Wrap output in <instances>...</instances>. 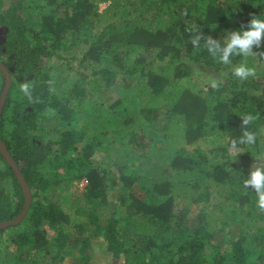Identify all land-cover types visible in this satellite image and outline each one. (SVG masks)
Wrapping results in <instances>:
<instances>
[{"label": "trees", "instance_id": "16d2710c", "mask_svg": "<svg viewBox=\"0 0 264 264\" xmlns=\"http://www.w3.org/2000/svg\"><path fill=\"white\" fill-rule=\"evenodd\" d=\"M252 15L264 0H0V142L30 191L0 230L1 264L61 263L67 247L90 264L99 235L110 264H264V209L243 184L264 157V56L225 65L191 43ZM242 62L255 77L233 75ZM24 205L0 153V223Z\"/></svg>", "mask_w": 264, "mask_h": 264}, {"label": "clouds", "instance_id": "9594fccd", "mask_svg": "<svg viewBox=\"0 0 264 264\" xmlns=\"http://www.w3.org/2000/svg\"><path fill=\"white\" fill-rule=\"evenodd\" d=\"M193 35L191 43L194 47H198L201 40L208 53L214 58L218 56V62L221 64H229L230 57L233 56H264V52L255 51L260 49L264 44V17L252 15L250 20L241 26L239 30H233L227 34V37L221 43L212 37H204L198 27L192 29ZM233 75L241 81L247 80L249 77L256 76V69L249 67L246 62H242L232 69ZM212 87L218 88L219 83L213 81ZM33 86L28 82L20 83L19 91L29 100L32 97ZM256 117L251 114H245L242 118V124L247 127L249 123ZM255 142V134L244 131L240 144H253ZM233 141V147L236 146ZM247 178L243 181L244 187L254 192L256 196L257 206L264 209V164L260 160L251 164Z\"/></svg>", "mask_w": 264, "mask_h": 264}, {"label": "rangeland", "instance_id": "374dc122", "mask_svg": "<svg viewBox=\"0 0 264 264\" xmlns=\"http://www.w3.org/2000/svg\"><path fill=\"white\" fill-rule=\"evenodd\" d=\"M106 5L107 4H99V10L102 11ZM2 33H3V29L0 28V36L2 35ZM195 75H196V79L194 80V82L199 81V84L202 83V80H207L210 78L209 75L204 71V69H202L200 67L196 68ZM183 83L187 87L191 88L192 90L194 89V86L192 85V84H194L193 82L190 83L188 81H184ZM116 90L119 93L121 92L120 88H116ZM131 94H132V92L130 91L128 93V95L131 96ZM205 144H206V141H204V143H203L201 140L199 146H201L203 148ZM257 159L260 160L261 164H264V157H260ZM257 159L252 160L251 164H254V162L257 161ZM75 187H76V184H75ZM75 187L68 188L67 190H65L63 192L58 193V195H64L66 197H72V195L75 193V190L77 189V187H76V189H75ZM229 232H230L229 233V238H230V236H232V237L234 236L236 231H235V229H231ZM47 233L49 236L53 235V232L51 230H47ZM88 236H91V235H88ZM222 241H223L222 238L219 237L216 239V244H218L220 246V245H222ZM0 249L2 250L3 246H0ZM90 255H91V260H90L91 263L90 264H110L109 255L106 251L105 242L103 240L102 235H99V236L95 237V239L92 240V250L90 252ZM216 260L217 259L213 257V259H211V261L208 264H214V262ZM1 262H2V258H0V264H1ZM57 264H83V263L81 261V256L76 252V249H74L73 247H67L66 248V255L64 256L63 261L61 263H57Z\"/></svg>", "mask_w": 264, "mask_h": 264}, {"label": "water", "instance_id": "95a60500", "mask_svg": "<svg viewBox=\"0 0 264 264\" xmlns=\"http://www.w3.org/2000/svg\"><path fill=\"white\" fill-rule=\"evenodd\" d=\"M0 70L3 72L4 77H5V86H4V89H3L2 94L0 96V113H1V110H2V107L4 104V100L6 98L7 91L10 87V76H9L8 71L1 64H0ZM0 153L4 156V158L6 159L8 164L11 166L15 176L18 179V182L21 185V188H22V191H23V194L25 197V205H24V208H23L22 212L20 213V215L15 220L8 221V222H1L0 223V230H2V229H5L9 226L18 224L24 218L25 213H26L28 206H29V203H30V191H29V188H28L27 184L25 183L23 177L21 176L16 164L13 162V160L7 154L5 147H4L2 142H0Z\"/></svg>", "mask_w": 264, "mask_h": 264}, {"label": "built area", "instance_id": "2783aa9c", "mask_svg": "<svg viewBox=\"0 0 264 264\" xmlns=\"http://www.w3.org/2000/svg\"><path fill=\"white\" fill-rule=\"evenodd\" d=\"M86 181L82 180L79 183L76 184V186L78 187L79 190H83L84 186L86 185Z\"/></svg>", "mask_w": 264, "mask_h": 264}]
</instances>
